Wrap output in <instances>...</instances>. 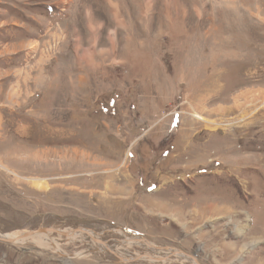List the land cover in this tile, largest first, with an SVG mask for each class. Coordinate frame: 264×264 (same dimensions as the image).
I'll list each match as a JSON object with an SVG mask.
<instances>
[{
  "label": "rangeland",
  "instance_id": "obj_1",
  "mask_svg": "<svg viewBox=\"0 0 264 264\" xmlns=\"http://www.w3.org/2000/svg\"><path fill=\"white\" fill-rule=\"evenodd\" d=\"M50 228L0 264H264V0H0V233Z\"/></svg>",
  "mask_w": 264,
  "mask_h": 264
},
{
  "label": "water",
  "instance_id": "obj_2",
  "mask_svg": "<svg viewBox=\"0 0 264 264\" xmlns=\"http://www.w3.org/2000/svg\"><path fill=\"white\" fill-rule=\"evenodd\" d=\"M50 233L56 234V235H59V236H63V237H69V235L65 234L64 232L55 231L54 229L50 228V229H39V230H36V231L24 232V233L20 234L17 237H15V236L14 237H10L9 235H5V234L0 233V242L7 243V244H21V242L23 240H26V239H29V238H32V237H35V236H39V235H47V234H50ZM87 233H88V231H87ZM139 239H143L144 242L149 243L143 237L142 238L138 237V236L129 237V238L125 237L124 239L117 241V248L120 247V246H123V245L133 244V243L144 244L142 242H138L137 240H139ZM100 240H101V242H104L101 238H100ZM105 243L107 244V242H105ZM104 247H105L104 251L103 250L102 251L93 250L91 253H93V254H101V253L107 252V253L116 254L115 250L117 251V249H115L114 247H109L108 245L104 246ZM151 247L154 248V250H156L158 252L159 251L170 252L171 256H176V257H178L181 260H187L191 264H202L197 259L196 256L188 254V253H186V252H184L182 250H178V249L171 248V247H168V246H156V245H154V246H151ZM85 252H88V250H86ZM74 255L75 254H73L72 256H69V255H63V256H65V257H74ZM117 255H119V254H117ZM122 255L125 256V257H123V256H121V257H123L125 259V262H123V263H126V264L138 262V261H141V260L152 259L151 255L149 256L150 258H148L146 256L147 254L146 255L139 254L137 256H135V255L134 256H131V255L127 256V255H124V254H122ZM167 259L168 258L166 257V258H164L162 260H156V261H157V263H165V262H167Z\"/></svg>",
  "mask_w": 264,
  "mask_h": 264
},
{
  "label": "bare ground",
  "instance_id": "obj_3",
  "mask_svg": "<svg viewBox=\"0 0 264 264\" xmlns=\"http://www.w3.org/2000/svg\"><path fill=\"white\" fill-rule=\"evenodd\" d=\"M258 41V40H257ZM221 46V45H220ZM222 55V54H221ZM195 117L198 119V120H201V121H203L204 119L201 117V116H199V115H195ZM20 234H13V235H9L10 237H17V236H19ZM70 236V235H69ZM79 237H81V238H84V237H87V238H89L91 241H93V242H96L97 244H99V245H101V244H103V246H100V248L101 249H99L100 251H104L105 250V247L104 246H107V244H105L104 242H101V240H100V237L99 236H96L95 234H93V233H91L90 231H88V233H86V235H83V236H79ZM42 238H45V240L47 241V242H51L50 241V239H51V235L50 234H47V235H39V236H35V237H32V238H29V239H33V240H30V241H33V243H35L36 244V242H39V241H41V239ZM48 238H50V239H48ZM59 238V237H58ZM76 238H78V237H73V236H71V237H66L65 239H67L68 241H71V240H75ZM142 238V237H141ZM29 239H26V240H23L22 242H26V241H29ZM39 240V241H38ZM52 240V239H51ZM145 240L146 241H148L149 243H146V242H144V240L143 239H139V240H137L138 242H142V243H144L143 245L145 246V247H147L149 250H154V248H152L151 246H154V244H152L149 240H147L146 238H145ZM53 241H54V243L59 247V243H57L56 242V239H53ZM136 244H139V243H136ZM43 245V244H42ZM45 245V244H44ZM128 245H130V244H128ZM38 246H40V245H38ZM44 247V246H43ZM45 247H47V246H45ZM125 247V246H124ZM48 248V247H47ZM59 249V248H58ZM116 249H118V248H116ZM125 250V249H124ZM115 252L117 253V254H119L120 255V257L121 256H123L122 254H120V253H118L116 250H115ZM158 253H161V254H158V255H156L157 257H155V258H152L153 259V261H156V260H162V259H164V258H168L167 260H169V261H173V259H172V256L170 255V253L169 252H162V251H159ZM80 255H82V252L80 253ZM86 255V254H85ZM123 257H125V256H123ZM178 258V257H177ZM121 259V261L122 262H125V259H123L122 257L120 258Z\"/></svg>",
  "mask_w": 264,
  "mask_h": 264
},
{
  "label": "crops",
  "instance_id": "obj_4",
  "mask_svg": "<svg viewBox=\"0 0 264 264\" xmlns=\"http://www.w3.org/2000/svg\"><path fill=\"white\" fill-rule=\"evenodd\" d=\"M263 253H264V252H263ZM263 253H261V256H262ZM263 256H264V254H263Z\"/></svg>",
  "mask_w": 264,
  "mask_h": 264
}]
</instances>
